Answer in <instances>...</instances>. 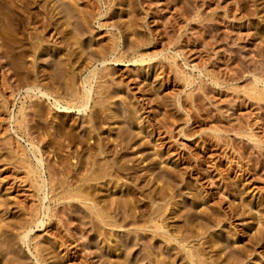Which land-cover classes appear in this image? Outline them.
<instances>
[{"label": "rangeland", "instance_id": "obj_1", "mask_svg": "<svg viewBox=\"0 0 264 264\" xmlns=\"http://www.w3.org/2000/svg\"><path fill=\"white\" fill-rule=\"evenodd\" d=\"M9 1L0 0V64L8 60L0 68V264H36V243L43 264H121L123 256L127 264H147L164 255L174 258L167 264H188L183 248L190 247L200 255L195 264H264V0H57L75 2L82 20L67 19L70 25H57L54 35L52 27L39 24L48 7L52 22L61 18L59 3L25 0L19 9ZM75 25L81 39L70 45L64 30ZM108 38L118 44L113 55L126 52L123 62L100 64L97 53ZM93 69L98 73L89 81L86 110H63L65 91L81 92ZM29 70L40 73L41 83L48 81L50 98L24 94L34 81ZM55 97L58 105L52 104ZM29 142L39 150L35 156L42 153L44 175L56 173L48 198L80 186L85 199L66 200L64 207L51 198L43 201L37 219L44 225L33 228L28 247L18 224L30 218L26 210L38 208L41 197L21 169L23 159L35 164ZM90 201L109 217L88 211ZM43 205L51 207L46 216ZM153 207L163 212L153 215ZM149 217L164 229L155 233ZM167 234L185 241H167Z\"/></svg>", "mask_w": 264, "mask_h": 264}, {"label": "bare ground", "instance_id": "obj_2", "mask_svg": "<svg viewBox=\"0 0 264 264\" xmlns=\"http://www.w3.org/2000/svg\"><path fill=\"white\" fill-rule=\"evenodd\" d=\"M9 1V0H8ZM23 1H25V0H12V4H14V6L16 7V6H18V8L19 9H21L20 7H19V4L21 5L22 3L24 4V2ZM29 1V0H28ZM43 1V0H42ZM49 1V0H48ZM47 1V2H48ZM54 1V0H53ZM56 1V3L58 4L59 2H57V0H55ZM59 1V0H58ZM10 2V1H9ZM34 2V1H33ZM40 2V1H39ZM38 2V3H39ZM67 2V1H66ZM65 2V3H66ZM72 2V1H71ZM15 3H16V5H15ZM18 3V4H17ZM32 3V2H31ZM38 3H35V4H38ZM45 4H46V2H44ZM50 3V2H49ZM49 3H47L46 5H48ZM54 3V2H53ZM53 3H51L52 5V7L54 6L53 5ZM75 3V2H74ZM73 3V4H74ZM27 4V3H26ZM30 4V3H29ZM41 4V3H40ZM55 4V3H54ZM73 4H70V1H69V4H64L63 3V1H62V3H59V5H58V7L60 6V10H59V12L61 13V18L63 19L62 21L61 20H59V19H61L60 18V16H58L59 18H58V20H56V21H53L52 22V20H50L51 19V15L49 14V7L46 9L47 10V12H48V14H47V12L45 11H43L44 12V14H45V17L43 18V16L44 15H42V19H41V22H40V24L38 23V21H37V23L41 26V27H52L51 29V31H53V35L54 34H56L57 33V28H56V26L57 25H59V27H62V29H63V26L65 27H68L67 26V23H68V20H70V18L71 19H74V20H72V21H75L77 18H79L80 19V17H78L80 14H79V12H78V8L77 9H75L74 8V6H73ZM76 4V3H75ZM5 5V4H4ZM10 5V4H9ZM25 5V4H24ZM28 5V4H27ZM31 5V4H30ZM3 6V5H2ZM11 6V5H10ZM51 6H50V8H51ZM57 7V6H56ZM55 7V8H56ZM57 7V8H58ZM10 8V7H9ZM12 8V7H11ZM18 8H16V9H18ZM40 8H41V6H40ZM14 9V8H13ZM15 9V10H16ZM25 9V8H24ZM39 9V8H38ZM44 9V8H43ZM3 10V9H2ZM8 10H10V9H8ZM22 10H23V8H22ZM51 10H52V8H51ZM55 10V9H54ZM53 10V11H54ZM21 11V10H20ZM24 11V10H23ZM29 11H31V10H29ZM42 11V10H41ZM80 11V10H79ZM12 12H14V11H12ZM11 12V13H12ZM16 12H17V10H16ZM16 12H14V13H16ZM39 12V11H38ZM59 12H57V14H59ZM5 13H6V11H5ZM4 13V14H5ZM9 13H10V11H9ZM9 13H7L8 14V16H9ZM81 13V12H80ZM25 14V13H24ZM28 14V13H27ZM33 14V13H32ZM35 14V13H34ZM42 14V13H41ZM55 14H56V12H55ZM79 14V15H78ZM82 14V13H81ZM18 15V14H17ZM21 15V14H20ZM31 15V14H30ZM38 15V14H37ZM11 16V15H10ZM15 16V15H14ZM24 16V15H23ZM56 16V15H55ZM54 16V17H55ZM81 16V15H80ZM6 17V16H5ZM16 17V16H15ZM20 17V16H19ZM18 17V18H19ZM10 18V17H9ZM8 18V19H9ZM17 18V17H16ZM24 18V17H23ZM27 18V17H26ZM56 18V17H55ZM68 19V20H67ZM79 19H77V22H81V20L80 21H78ZM27 20V19H26ZM67 20V21H66ZM22 21H23V19H22ZM35 22V21H34ZM33 22V23H34ZM71 22V21H70ZM69 22V23H70ZM76 22V21H75ZM68 23V24H69ZM2 24V23H1ZM4 24H6V23H4ZM10 24H11V21H10ZM72 24V23H71ZM73 24H75V23H73ZM77 25H78V23H76ZM86 24V23H85ZM25 25V24H24ZM33 25V24H32ZM70 25V24H69ZM80 25V24H79ZM84 25V24H83ZM105 25V24H104ZM3 26V25H2ZM8 26V25H7ZM6 25H5V29H6V27H7ZM10 26V25H9ZM35 26V25H34ZM37 26V25H36ZM71 26H73V25H71ZM71 26H69V27H71ZM82 26V25H81ZM11 27V26H10ZM26 27V26H25ZM59 27H58V29H59ZM65 27V28H66ZM125 27V26H124ZM3 28V27H2ZM1 28V29H2ZM15 28V27H14ZM32 28V27H31ZM40 28V27H39ZM74 28V27H73ZM80 28V27H79ZM78 27L76 28V25H75V29H72V31L74 30L75 32H70V31H68V30H64L65 31V35L66 34H71L70 36H68V38H70V45L71 44H73V43H77V41H78V37H80V35L82 34V30H81V28L79 29ZM84 28V27H83ZM25 29V28H24ZM28 29V28H27ZM36 29V28H35ZM49 29V28H48ZM44 31H45V29H43ZM70 30V29H69ZM1 31V30H0ZM3 31V30H2ZM5 31V30H4ZM9 31H12V30H9ZM14 31V30H13ZM22 31H23V28H22ZM33 31V30H32ZM19 32H20V30H19ZM43 32V31H42ZM60 30H59V33L57 34V35H60ZM62 32H63V30H62ZM70 32V33H69ZM6 33V32H5ZM11 33V32H10ZM23 33V32H22ZM25 33H26V31H25ZM33 33V32H32ZM44 33V32H43ZM51 33V32H50ZM4 34V33H3ZM7 34V33H6ZM29 35H30V33H28ZM45 34V33H44ZM63 34V35H64ZM5 35V34H4ZM11 35V34H10ZM39 35H40V32H39ZM50 35V34H49ZM49 35H48V37H49ZM8 36V35H7ZM6 36V37H7ZM28 36V35H27ZM36 36V35H35ZM41 36V35H40ZM47 36V35H46ZM46 36H43L44 38L46 37ZM52 36V35H51ZM67 36V35H66ZM114 36V35H113ZM1 37H3V36H1ZM1 37H0V39H1ZM10 37H12V35L10 36ZM15 37V36H14ZM26 37V36H25ZM29 37V36H28ZM54 37H56V36H54ZM58 37H60V36H58ZM31 38H33V37H31ZM40 38V37H39ZM47 38V37H46ZM113 38V37H112ZM9 39V38H8ZM7 39V40H8ZM14 39V38H13ZM28 39V38H27ZM38 39V38H37ZM59 39V38H58ZM57 39V40H58ZM64 39V38H63ZM80 39H81V37H80ZM109 39V38H108ZM3 39H1V41H2ZM5 40H6V38H5ZM15 40V39H14ZM24 40V39H23ZM39 40V39H38ZM62 40V39H61ZM10 41V40H9ZM12 41V40H11ZM16 41V40H15ZM15 41H13V42H15ZM27 41V40H26ZM40 41V40H39ZM45 41V40H44ZM46 41H47V39H46ZM45 41V42H46ZM67 41V40H66ZM119 41V40H118ZM8 42V41H7ZM6 42V44H9V43H7ZM17 42V41H16ZM15 42V43H16ZM28 42V41H27ZM32 41L30 40V43H31ZM43 42V41H42ZM55 42L56 43H58L56 40H55ZM69 42V41H68ZM79 42H80V40L78 41V44H79ZM1 43V45H0V58H3L4 59V57H3V54L5 53V51H3L2 49V45L3 44H5V42H4V40H3V43L2 42H0ZM33 43V42H32ZM40 43V42H39ZM47 43V42H46ZM75 43V45H78V44H76ZM133 43L134 44H132L131 43V46L133 45H135V43L136 42H134L133 41ZM35 44H37V42L35 43ZM52 44V43H51ZM14 45V44H13ZM12 45V46H13ZM39 45V44H38ZM75 45H73V46H75ZM11 46V45H10ZM11 46V47H12ZM15 46V45H14ZM28 46V45H27ZM26 46V47H27ZM32 46V45H31ZM41 46V45H40ZM57 46H58V44H57ZM56 46V47H57ZM63 46V45H62ZM65 46H67L66 44H65ZM69 46V45H68ZM80 46V45H79ZM8 47V46H7ZM46 47V46H45ZM59 47V46H58ZM72 47V46H71ZM70 47V48H71ZM78 47V46H77ZM103 47H104V49L105 50H103L102 52H100V50H99V53H97L98 54V56L100 57V64L101 65H103L106 61H109V62H113V63H121V62H123L122 61V57H123V55H124V53H126V52H123V54H122V52H118V54L115 56V55H113L116 51H117V47H118V44L116 43V41L114 40V39H109V43H105V44H103ZM135 47H137V46H135ZM6 48V47H5ZM39 48V47H38ZM42 48V47H41ZM51 48V47H50ZM102 48V47H101ZM15 49V48H14ZM30 49V48H29ZM29 49H27V50H29ZM40 49V48H39ZM43 49V48H42ZM45 49V48H44ZM61 49H63L62 47L59 49V50H61ZM7 50V49H6ZM33 50V49H32ZM52 50V49H51ZM65 50V49H64ZM13 51V50H12ZM30 51V50H29ZM28 51V52H29ZM40 51H42V50H40ZM45 51V50H44ZM53 51V50H52ZM122 51V50H121ZM125 51V50H124ZM7 52V51H6ZM9 52V51H8ZM46 52V51H45ZM44 52V53H45ZM94 52V51H93ZM92 52V53H93ZM131 52H133V51H131ZM91 53V54H92ZM7 54H9V53H7ZM11 54V53H10ZM135 54H137V53H135ZM5 55V54H4ZM14 55H15V53H14ZM17 55V54H16ZM31 55H32V57H35L34 56V53L32 54H30V57H31ZM48 55V54H47ZM57 55V54H56ZM60 55H63L62 53L60 54ZM66 55H68V54H66ZM96 55V54H95ZM109 57H108V56ZM138 55V54H137ZM25 56H27V55H25ZM51 56V55H50ZM65 56V55H64ZM111 56H112V58H111ZM134 56V55H133ZM58 57V56H57ZM60 57V56H59ZM36 58V57H35ZM53 57H51L50 59H52ZM64 58V57H63ZM109 58V59H108ZM7 59V58H6ZM60 60H62L61 58H59ZM58 59V60H59ZM134 59V58H133ZM2 60V59H1ZM31 60V59H30ZM33 60V59H32ZM35 60V59H34ZM8 61V60H7ZM6 61V62H7ZM52 61V60H51ZM64 61H66V60H64ZM6 62H2L1 64H0V68L2 69H4V66L6 65ZM31 62V61H30ZM53 62V61H52ZM55 62H56V60H55ZM10 63V62H9ZM33 63V62H32ZM44 63V62H43ZM49 63V62H48ZM12 64V63H11ZM31 64V63H30ZM37 63H35L34 65H36ZM40 64V63H39ZM46 64V63H45ZM45 64H44V66H45ZM61 64V63H60ZM64 64V63H63ZM67 64V63H66ZM66 64H64V65H66ZM8 65V64H7ZM13 65V64H12ZM31 65H33V64H31ZM49 66V65H48ZM10 67H11V65H10ZM23 67V66H22ZM38 67V66H37ZM36 67V68H37ZM54 67V66H53ZM57 67V66H56ZM61 67V66H60ZM105 67V66H104ZM8 68V67H7ZM30 68V67H29ZM44 68V67H43ZM45 68H47V65H46V67ZM44 68V69H45ZM59 68V67H58ZM62 68V67H61ZM0 69V70H1ZM2 69V70H3ZM9 70H10V68H8ZM15 69V68H14ZM14 69H11L12 71H14ZM34 69V68H33ZM40 69V68H39ZM52 69H54V68H52ZM104 69V68H103ZM16 70H18V69H16ZM41 70V69H40ZM46 70H48V69H46ZM46 70H44V71H46ZM56 70V69H55ZM4 71V70H3ZM6 71V70H5ZM19 71V70H18ZM23 71V70H22ZM21 71V72H22ZM30 71V70H29ZM35 71H37L36 69H35ZM43 71V72H44ZM48 71H50V70H48ZM63 70L61 69V72H62ZM20 72V73H21ZM27 72V71H26ZM31 73H32V71H30ZM39 72V71H38ZM51 72L53 73V71L51 70ZM4 73V72H3ZM2 73V74H3ZM8 73V72H7ZM7 73H5V74H7ZM15 73V72H14ZM17 73V72H16ZM16 73H15V75H16ZM25 73V72H24ZM46 73V72H45ZM48 73V72H47ZM46 73V74H47ZM51 73V74H52ZM97 73H98V71H96L95 69H93V70H89V72H88V74H87V76H86V78H85V80H84V82H83V86H82V88H81V92L79 91V90H72V89H67L65 92H66V94H63L64 96H66V98L64 99V98H62L61 97V99L64 101V105L63 106H60L63 110H70V109H75L76 111H78V112H83V111H85L86 110V108H87V104H88V101H89V99H91V95H92V86L89 84V81H91L92 79H94L96 76H97ZM1 74V73H0ZM5 74H3L2 76L4 77H6V75ZM27 74V73H26ZM37 74H40V73H36V72H33L32 73V75L31 74H29L30 75V77L32 78V79H34V81H32V82H30V84L27 86V87H25V89L23 90L24 91V94L25 95H34V96H36V95H39V96H41V97H46V99L47 98H50L51 97V95H53L52 94V92H51V90L52 89H49V86L50 85H48L47 83H48V81H47V83L46 84H43V83H41V82H43V79L42 78H44L43 76H42V80H41V82H40V80L39 79H37V78H39V77H41V75L39 76L38 75V77H37ZM60 74V73H59ZM99 74H100V72H99ZM13 75V74H12ZM12 75H10L9 77H11V79H12ZM22 75V74H21ZM44 75V74H43ZM48 75H50V74H48ZM54 75H56L55 73H54ZM104 75V74H103ZM19 76V75H18ZM26 76V75H25ZM44 76H46V75H44ZM64 76V75H63ZM66 76V75H65ZM102 76V75H101ZM16 77H17V75H16ZM29 77V78H30ZM47 77H49V76H46V78ZM51 77L52 78H54V76H50L49 77V81H51ZM57 77V76H56ZM104 77V76H103ZM1 78V77H0ZM7 78V77H6ZM5 78V79H6ZM27 78V77H26ZM72 78V77H71ZM99 78V77H98ZM97 78V79H98ZM100 78H102V77H100ZM11 79H10V81H11ZM15 79V78H14ZM19 79V78H18ZM22 79V78H21ZM31 79V80H32ZM259 79V78H258ZM0 80H2V79H0ZM8 80V79H7ZM30 80V81H31ZM46 80H48V79H46ZM65 80V79H64ZM66 80H67V78H66ZM3 81V80H2ZM19 81V80H18ZM17 81V82H18ZM55 81V80H54ZM54 81H52V82H54ZM57 81V80H56ZM262 81V80H261ZM8 82H9V80H8ZM7 82V83H8ZM46 82V81H45ZM253 82L255 83V85L257 84L256 82H258L257 81V78L255 77L254 79H253ZM260 82V81H259ZM1 83V82H0ZM55 83V82H54ZM53 83V84H54ZM96 83V82H95ZM254 83H252V84H254ZM13 84V83H12ZM11 84V85H12ZM20 84V83H19ZM49 84H52V83H49ZM65 84V83H64ZM263 84H264V81H263ZM0 85H2V84H0ZM22 85V84H21ZM81 85H82V83H81ZM255 85H253L252 87L254 88L255 87ZM7 86H8V84H7ZM15 86V85H14ZM18 86H20V85H18ZM57 86V85H56ZM67 86V85H66ZM251 87V88H252ZM23 87H21V89H22ZM59 88H61V87H59ZM65 88V87H64ZM251 88H250V90H251ZM252 88V89H253ZM13 89H15V88H13ZM19 89V88H18ZM54 89V88H53ZM56 89V88H55ZM54 89V90H55ZM62 89V88H61ZM66 89V88H65ZM7 90V89H6ZM16 90V89H15ZM94 90H96V89H94ZM253 90H255V89H253ZM253 90H251V91H253ZM58 91V90H57ZM61 91V90H60ZM255 91H257V90H255ZM254 91V92H255ZM261 91V90H260ZM64 92V93H65ZM250 92V91H249ZM8 93H10L9 91H8ZM54 93V92H53ZM57 93V92H56ZM55 93V94H56ZM253 93V92H252ZM257 93H259V92H257ZM256 94V93H255ZM262 95L263 93H262V91H261V93H259V95ZM10 95V94H9ZM58 95H60V94H58ZM62 95V96H63ZM12 96V95H11ZM262 96H264V94L262 95ZM59 97V96H58ZM58 97H55L56 99H53V103L52 104H54V105H58L59 104V100H58ZM60 98V97H59ZM261 99V98H260ZM22 112V111H21ZM25 113V112H24ZM20 116V115H19ZM24 117V116H23ZM22 117V118H23ZM21 121H22V119H20ZM19 120V121H20ZM19 121H17V122H19ZM16 122V123H17ZM90 122V121H89ZM14 123V122H13ZM90 123H93V122H90ZM20 124V123H19ZM17 125H18V123H17ZM25 126V125H24ZM23 126V127H24ZM91 126V125H90ZM20 127V126H19ZM88 127V126H87ZM92 128V127H91ZM90 129V128H89ZM84 130V129H83ZM85 130H86V128H85ZM91 131H94V128H93V130H91ZM86 132V131H85ZM88 132H90V131H88ZM87 132V133H88ZM91 133H93V132H91ZM14 135V134H13ZM70 135V134H69ZM68 135V136H69ZM87 135V134H86ZM91 135V134H90ZM64 136H66V135H64ZM67 136V137H68ZM70 139V138H69ZM29 144V151H31V153H32V156H33V158H34V160H35V164L33 163H31V161L29 160V158H26L25 160L23 159V161L21 162L22 163V168L21 169H24L25 170V173H26V175H30V177H28L29 179H30V181L32 182V187H33V190L36 192V193H40L41 194V197H40V199H39V201L38 202H40V204H39V206H38V208L37 207H32V206H30V210L28 209V210H26L27 211V213L28 214H31L30 215V218H29V216L27 217V218H29V219H26V217H24L23 216V218H25V221L23 222V221H19V223L20 224H18L19 225V230H20V234H21V236H19L20 237V239L23 241V243L24 242H27V246L29 247V240H28V238H29V236H30V233L33 231V228H39V227H42L43 225H44V221L42 220V219H37L38 218V216H39V214H40V212H39V208H40V206H42V203H43V201H45V200H47V201H51V199H54V202L56 201L57 203H61V207H64V204H63V202L65 201L66 202V200H70V199H72V200H80L81 199V187L80 186H78V189H73L72 188V190H69L68 192L67 191H63V192H61V193H58V194H56V195H54V196H52V198L50 199V198H48V194H50V193H52L53 192V187H54V185L52 186L51 185V181L53 182V184H54V176H55V174L53 175V177H52V175H51V173H52V170H51V173H49V174H47L48 175V177L46 176V175H44V172L42 171L43 169L45 170V167H46V164L44 165L43 164V162L44 161H42V159H41V154L42 153H38L39 154V157H37V156H35V151L37 152H39V150L32 144V143H28ZM117 144V143H116ZM86 147V146H85ZM18 148V147H17ZM96 148H97V146H96ZM98 148H99V146H98ZM103 149V148H102ZM22 150V149H21ZM83 150V149H82ZM98 150V149H97ZM88 151V150H87ZM99 151V150H98ZM14 152H16V151H14ZM44 152V151H43ZM73 152V151H72ZM76 152V151H75ZM22 153H23V151H22ZM87 153V152H86ZM85 153V154H86ZM98 153V152H97ZM97 153H95L96 154V156H97ZM17 154V153H16ZM75 154V153H74ZM89 154V153H88ZM95 154H94V156H95ZM99 154V153H98ZM103 154V153H102ZM19 155V154H18ZM23 155H24V153H23ZM22 155V156H23ZM91 155V154H90ZM75 156V155H74ZM87 156V155H86ZM92 156V155H91ZM99 156H101V155H99ZM25 157H27V156H25ZM48 157V156H47ZM90 157V156H89ZM89 157H87V159L89 158ZM93 157V156H92ZM122 157V156H121ZM62 158H64V157H62ZM83 159V158H82ZM96 159V158H95ZM116 159V158H115ZM46 160V159H45ZM66 160V159H65ZM91 160H92V158H91ZM90 160V161H91ZM21 161V160H20ZM59 161V160H58ZM62 161H64V160H62ZM81 161V160H80ZM87 161V160H86ZM114 161V160H113ZM46 162V161H45ZM47 162H49V160H47ZM46 162V163H47ZM84 162V161H83ZM92 162V161H91ZM95 162V161H94ZM97 162V161H96ZM77 163V162H76ZM78 163H79V161H78ZM82 163V162H81ZM87 162H85V164H86ZM48 164H50V166H53V164H51V163H48ZM47 164V165H48ZM88 164V163H87ZM86 164V165H87ZM98 164V163H97ZM105 164V163H104ZM114 164V163H113ZM115 164H116V162H115ZM43 165H44V167H43ZM56 165V164H55ZM82 165V164H81ZM80 165V166H81ZM91 165V164H90ZM89 165V166H90ZM107 165H108V163H107ZM75 166V165H74ZM77 166V165H76ZM79 166V167H80ZM94 166H96V165H93V167ZM100 166V165H99ZM110 166V165H109ZM48 167V166H47ZM73 167V166H72ZM71 167V168H72ZM85 167H87V166H85ZM96 167H98V166H96ZM114 168H115V166H113ZM51 168H54V167H51ZM50 168V169H51ZM99 168H101V166L99 167ZM119 168V167H118ZM126 168H128V167H126ZM125 168V169H126ZM47 169V168H46ZM79 169V168H78ZM95 169V168H94ZM107 169V168H106ZM116 169V168H115ZM120 169V168H119ZM58 170V169H57ZM74 170V169H73ZM72 170V172H74ZM99 170H101V169H99ZM98 170V171H99ZM117 170V169H116ZM23 171V170H22ZM60 171V170H59ZM77 171V170H76ZM90 171H93V170H90ZM104 171H105V169H104ZM103 171V172H104ZM50 172V171H49ZM62 172H63V170H62ZM87 172V171H86ZM96 172V171H95ZM107 172V171H106ZM113 172V171H112ZM119 172V171H118ZM75 173V172H74ZM91 173V172H90ZM94 173V172H93ZM92 173V174H93ZM100 173H102V172H100ZM100 173H98V174H100ZM79 174V173H78ZM81 174H83V173H81ZM84 174H86V173H84ZM97 174V177L98 176H101V175H98ZM106 174V173H105ZM104 174V175H105ZM109 174V173H108ZM60 175V174H59ZM75 175H76V173H75ZM80 175V174H79ZM95 175H96V173H95ZM61 176V175H60ZM59 176V177H60ZM65 176V175H64ZM72 176V175H71ZM77 176V175H76ZM88 176V175H87ZM112 176H114V175H112ZM78 177H80V176H78ZM85 177H86V175H85ZM101 177H103V174H102V176ZM100 177V178H101ZM106 177H108V176H106ZM25 178V177H24ZM65 178V177H64ZM75 178V177H74ZM105 178V177H104ZM60 180H61V178H59ZM62 179H63V177H62ZM69 179V178H68ZM77 179V178H76ZM86 179V178H85ZM91 178H89V180H90ZM98 179H99V177H98ZM118 179V178H117ZM66 180V178L64 179V181ZM75 180V179H74ZM73 180V182H74V184H75V181ZM80 180V179H79ZM78 180V181H79ZM92 180V179H91ZM97 180V179H96ZM105 180H106V178H105ZM105 180H104V182H105ZM111 180V179H110ZM58 181V180H57ZM57 181H56V183H57ZM92 181H95V179L93 178V180ZM31 182H28V183H31ZM60 182H62V181H60ZM77 182V181H76ZM84 182V181H83ZM109 182V181H108ZM63 183V182H62ZM62 183H60L59 184V187H60V189H62L63 190V188H65V186H67V183L66 182H64V183H66V184H62ZM105 183H107V182H105ZM114 182H112V184H113ZM73 184V183H72ZM71 184V185H72ZM79 184V183H78ZM94 184H96V182L94 183ZM102 184V183H101ZM109 184V183H108ZM108 184H106V185H108ZM116 184V183H115ZM28 185V184H27ZM56 185V184H55ZM58 185V184H57ZM63 185V186H62ZM124 185V184H123ZM52 186V187H51ZM73 186V185H72ZM76 186V185H75ZM83 186V185H82ZM94 186V185H93ZM119 186V185H118ZM57 187V186H56ZM77 187V186H76ZM79 187H80V189H79ZM88 187V186H87ZM92 187V186H91ZM116 187V186H115ZM55 188V187H54ZM84 188H86V184H85V187ZM89 188V187H88ZM111 188V187H110ZM121 188V187H120ZM125 188V187H124ZM58 189V188H57ZM56 189V190H57ZM70 189V188H69ZM118 189V188H117ZM55 190V191H56ZM81 190V191H80ZM87 190V189H86ZM111 190V189H110ZM88 191H89V189H88ZM164 191V190H163ZM163 191H160L161 192V196H162V192ZM58 192H60V191H58ZM130 193V192H129ZM128 193V194H129ZM165 193V192H164ZM85 194V193H84ZM83 194V195H84ZM86 194H87V192H86ZM85 194V195H86ZM127 194V193H126ZM31 195V194H30ZM82 195V196H83ZM84 195V196H85ZM158 195V194H157ZM32 196V195H31ZM34 196V195H33ZM87 196V195H86ZM85 196V197H86ZM164 196H165V194H164ZM163 196V197H164ZM128 197V196H127ZM17 198V197H16ZM34 198V197H33ZM113 198V197H112ZM116 198V197H115ZM126 198V197H125ZM124 198V200H126ZM82 199H85L84 197H82ZM81 199V200H82ZM89 199V198H88ZM91 199H93V198H91ZM95 199V198H94ZM121 199H123V198H121ZM129 199V198H128ZM162 199V198H161ZM80 200V201H81ZM90 200V199H89ZM96 200H98V199H96ZM123 200V201H124ZM35 201H36V199H35ZM79 201V202H80ZM92 201V200H91ZM90 201V203H89V205L88 206H86L87 207V210L88 211H90V210H97L96 209V206H95V203L96 202H94V204L92 203ZM105 201V200H104ZM109 201V200H108ZM112 201V200H111ZM117 201V200H116ZM114 202V200H113V202L114 203H116L117 204V202ZM129 201V200H128ZM131 201V200H130ZM151 201H152V199H151ZM85 202V201H84ZM86 202H88V201H86ZM101 202H103V201H101ZM106 202V201H105ZM112 202V203H113ZM82 203V202H81ZM98 203V202H97ZM111 203V204H112ZM118 203H120V202H118ZM122 203V202H121ZM152 203V202H151ZM31 204V203H30ZM37 204V203H36ZM101 203H99V205H100ZM102 204H104V203H102ZM126 204H129V203H125V206H126ZM50 205V204H49ZM84 205V204H83ZM86 205V204H85ZM98 205V204H97ZM98 205V206H99ZM118 205V204H117ZM116 205V206H117ZM129 205H131V204H129ZM129 205H127V207L129 206ZM135 205V204H134ZM157 205V204H156ZM57 206V205H56ZM59 206V207H60ZM111 207H112V205H110ZM115 206V205H114ZM153 206H154V204H153ZM61 207H60V209H61ZM67 207V206H66ZM83 207H85V206H83ZM85 207V208H86ZM102 207V206H101ZM105 207V206H104ZM109 207V206H108ZM107 207V208H108ZM119 207H121V206H119ZM23 208V207H22ZM32 208V209H31ZM51 208V207H50ZM49 208V206H45V205H43V207H41V209H42V214H41V216H46V214L47 213H49V212H51V210H49L50 209ZM114 208V207H113ZM118 208V207H117ZM117 208H114V209H117ZM122 208H124L123 206H122ZM121 208V209H122ZM135 208V207H134ZM152 208V207H151ZM154 209V211L152 212L153 213V215H157L160 211V209H158V208H156L155 209V207H153ZM159 208H160V206H159ZM161 208H163V207H161ZM104 209H106V208H104ZM109 209V208H108ZM124 209H126V208H124ZM62 210V209H61ZM86 210V209H85ZM100 211H101V208L99 209ZM113 210V209H112ZM130 210V209H129ZM134 210V209H133ZM103 211V210H102ZM106 211H108V210H106ZM111 211V210H110ZM91 212V211H90ZM121 212H125V211H121ZM126 212H128V210L126 211ZM131 212H132V209H131ZM139 212V211H138ZM150 213H151V211H149ZM161 212H163V211H161ZM160 212V213H161ZM89 213V212H88ZM102 213V212H101ZM98 210H97V213H95V215L94 216H96L97 218H100V219H103V218H105V216H108V215H105V216H102V215H100L101 214ZM104 213V212H103ZM106 213V212H105ZM109 213V212H108ZM135 213V212H134ZM133 213V214H134ZM149 213V214H150ZM156 213V214H155ZM24 214V213H23ZM52 214V213H51ZM132 214V215H133ZM141 214V213H140ZM149 214H148V216H149ZM121 215H123V214H121ZM125 215V214H124ZM129 215H131V213L129 214ZM128 215V216H129ZM131 215V216H132ZM138 215V214H137ZM160 215V214H159ZM158 215V216H159ZM26 216V215H25ZM50 216V215H49ZM48 216V217H49ZM93 216V217H94ZM131 216H129V217H131ZM136 216V215H135ZM134 216V217H135ZM152 216V215H151ZM20 217V216H19ZM90 217V216H89ZM109 217V216H108ZM153 217V216H152ZM154 217H156V216H154ZM153 217V218H154ZM160 217V216H159ZM125 218V217H124ZM127 218V217H126ZM133 218V217H132ZM148 218V217H147ZM150 218V217H149ZM153 218L151 219L152 220V222H153ZM157 218V217H156ZM16 219V218H15ZM20 219V218H19ZM95 219V218H94ZM131 219V218H130ZM137 219V218H136ZM141 219V218H140ZM21 220V219H20ZM123 220H125V219H123ZM138 220H139V218H138ZM133 221L134 220H132L131 221V223H133ZM137 221V220H136ZM161 221V220H160ZM17 222V221H16ZM22 222V223H21ZM103 222V221H102ZM111 222H113V221H111ZM152 222H150V223H152ZM134 223H136V222H134ZM141 223V222H140ZM157 223V222H156ZM160 223V222H159ZM11 224V223H10ZM17 224V223H16ZM103 224H108V223H104L103 222ZM112 224H114V223H112ZM17 225V226H18ZM142 225V224H141ZM144 225V224H143ZM152 225H153V227H152V230L156 233V232H158V231H160V230H163L164 228H162L161 227V223H160V225L158 226L157 224H155L154 222L152 223ZM6 226V225H5ZM77 226H80V225H77ZM77 226H76V228H77ZM109 226H110V224H109ZM114 226L116 227L117 225L116 224H114ZM113 226V227H114ZM145 226V225H144ZM147 226V225H146ZM7 227V226H6ZM9 227V226H8ZM110 227H112V226H110ZM138 227V226H137ZM148 227V226H147ZM2 228V230H3V226L1 227ZM17 228V227H16ZM101 228V227H100ZM139 228H142V227H139ZM80 229V228H79ZM145 229V228H144ZM1 230V231H2ZM76 230V229H75ZM98 230V229H97ZM167 230V229H166ZM7 231V230H6ZM79 232H80V230H79ZM83 232V231H82ZM99 232V231H98ZM105 232V231H104ZM104 232H103V234H104ZM1 233L2 232H0V235H1ZM33 233V232H32ZM137 233V232H136ZM154 233V234H155ZM96 234V233H95ZM97 234H99V233H97ZM143 234V233H142ZM33 235V234H32ZM101 236H102V234H100ZM165 235V234H164ZM168 236H166V239H167V241L168 240H170L171 238L170 237H172L173 239H174V241L175 242H180V241H185V238H184V240L183 239H180V240H178V239H176V237H174V236H171L170 234H167ZM173 235V234H172ZM80 236V235H79ZM97 236V235H96ZM137 236V235H136ZM139 236H141L140 234H139ZM162 236V235H161ZM33 237V236H32ZM81 237V236H80ZM143 237V236H142ZM103 238V237H102ZM138 238V237H137ZM164 238V237H163ZM165 239V238H164ZM20 240V241H21ZM106 240V239H105ZM139 241V240H138ZM112 242V241H111ZM110 242V243H111ZM170 242V241H169ZM117 243V242H116ZM37 244V245H36ZM36 244H33L32 245V249H33V251L35 252V253H32V256H33V259L35 260L34 262L36 263V264H41L42 262H43V260L44 259H40L41 257H43V256H38V254L40 253V251H39V253H38V251L37 250H39L38 248L40 247L39 245H38V243H36ZM114 244V243H113ZM143 246H145L144 245V243H143ZM182 246V245H181ZM186 246H187V244H186ZM38 247V248H37ZM145 248V247H144ZM149 248V247H148ZM193 248V247H192ZM191 247L190 248H183V249H185V254H183V255H186V260H187V263L188 264H193L194 262H197V261H199L200 259H199V256L200 255H198L199 253L196 251V250H193ZM194 251H196L197 253L195 254V252ZM161 252V251H160ZM183 252V253H184ZM147 253H149V252H147ZM158 253V252H157ZM162 253V252H161ZM31 255V254H30ZM39 255H41V254H39ZM159 255V254H158ZM163 255V254H162ZM167 255V254H166ZM149 256V255H148ZM165 256V255H164ZM157 257L156 258V260H155V258L153 257V259L150 257L149 258V260H147L148 262H147V264H167V263H172V262H174V258L173 259H171L169 256V258L167 257V256H165V257H167V259H165V257ZM173 256V255H172ZM37 257H39V259L37 258ZM124 257V256H123ZM122 257V260L124 259V261H122L121 262V264H127L125 261L127 260H125V258L126 257H124L123 258ZM146 257H147V255H146ZM176 257V256H175ZM117 258V257H116ZM159 258V259H158ZM84 259V258H83ZM144 259H145V256H144ZM178 259V258H177ZM198 259V260H197ZM131 260V259H130ZM40 261H42V262H40ZM80 261V260H79ZM86 261V260H85ZM98 262H100L99 260H98ZM117 262V261H116ZM140 262H141V260H140ZM200 262H201V260H200ZM199 262V263H200ZM45 263V262H44ZM47 263V262H46ZM83 263V262H82ZM81 263V264H82ZM100 263H103V262H100ZM118 263V262H117ZM116 263V264H117ZM11 264H13V263H11ZM43 264V263H42ZM79 264V263H78ZM105 264V263H104ZM108 264H115V263H108ZM119 264V263H118ZM132 264H133V262H132ZM135 264V263H134ZM195 264V263H194Z\"/></svg>", "mask_w": 264, "mask_h": 264}]
</instances>
